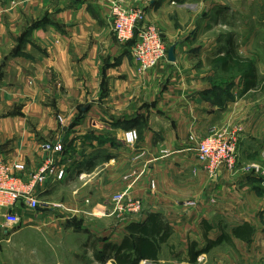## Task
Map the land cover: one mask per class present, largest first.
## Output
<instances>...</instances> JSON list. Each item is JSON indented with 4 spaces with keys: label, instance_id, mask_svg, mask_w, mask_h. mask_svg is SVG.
<instances>
[{
    "label": "crops",
    "instance_id": "obj_1",
    "mask_svg": "<svg viewBox=\"0 0 264 264\" xmlns=\"http://www.w3.org/2000/svg\"><path fill=\"white\" fill-rule=\"evenodd\" d=\"M113 1L0 0V153L20 188L40 200L35 210L25 198L0 206V264H81L86 245L89 263L119 264L128 226L150 213L171 234L157 259L139 264H264V187L243 169L264 153L259 116L243 113L235 172L209 176L195 151L236 100H215L208 63L229 52L254 61L255 38H246L247 54L240 53L238 38L213 29L219 9L129 0L146 7L168 49L166 60L142 73L132 44L115 36ZM27 24L21 43L19 27ZM132 128L140 136L135 148L124 140ZM60 140L62 154L45 149ZM45 166V182L33 184ZM130 169L139 178L127 179ZM131 182V194L150 208L128 223L118 219L112 197ZM190 198L197 201L181 205ZM246 228L249 237L240 236ZM94 235L97 243H89Z\"/></svg>",
    "mask_w": 264,
    "mask_h": 264
},
{
    "label": "built area",
    "instance_id": "obj_2",
    "mask_svg": "<svg viewBox=\"0 0 264 264\" xmlns=\"http://www.w3.org/2000/svg\"><path fill=\"white\" fill-rule=\"evenodd\" d=\"M112 26L116 38L120 42L132 43V55L138 64L139 71L145 73L167 58V44L161 30L153 22L148 21L146 7L135 5L129 0L112 2L111 8ZM241 130L213 129L207 137L198 142L195 151L198 161L204 165L209 175L218 178L221 169L225 168L235 172L238 170V132ZM138 137L136 129H128L125 132V142L133 144ZM45 149L53 153H63L65 150L62 140L51 144H45ZM19 167V166H18ZM48 167H42L34 176L33 184L44 183L48 175ZM244 170L250 171L260 179L264 187V167L257 163L244 165ZM63 174L61 170L60 175ZM132 175H127L130 179ZM20 198H25L31 209L40 206V200L34 192L25 191L19 186V178L13 173L12 166L7 164L0 153V206H11ZM116 209L126 211H140L141 201L131 196L128 187L113 197ZM125 203L124 207L122 204ZM193 204V203H191ZM19 221V220H17ZM199 261L203 258L199 257Z\"/></svg>",
    "mask_w": 264,
    "mask_h": 264
},
{
    "label": "rangeland",
    "instance_id": "obj_3",
    "mask_svg": "<svg viewBox=\"0 0 264 264\" xmlns=\"http://www.w3.org/2000/svg\"><path fill=\"white\" fill-rule=\"evenodd\" d=\"M191 1L200 3V6L205 7L207 9L210 10L219 9L221 11L220 16L218 17L220 20L219 24L213 25L214 26L213 29H215L216 26L217 28L215 30L218 31L217 33L222 31L225 34L226 38L227 37L231 38L230 36H232V38H238L239 43L238 44L236 43L237 45L235 47L239 49L240 53L244 52V54H247L246 52H247L248 44L246 38H251V37L255 38L252 41V43H250V49L254 51V56H255L254 63L257 68V75L258 77H261L259 80V85L255 89L256 92L245 93L246 91L245 79L240 71L237 70L233 72L222 71L221 65L219 63H214V62L210 64L208 63L207 65L209 72L208 75L209 82L211 85H213L212 86L213 90H211V93L215 94V100L216 98L218 99L215 91V89L218 88L222 92V94L220 95L222 99L221 104L225 102L224 97H227L228 94H230L232 98L236 99L233 104L234 106L230 111V115L226 117L222 122L217 123L214 127H212L208 131V134L213 129H218L220 131L241 130L238 132V147H239V144L240 142H242L243 139V132L245 131L244 128L246 125V121L243 113L245 112L247 113V111L249 110H250V114H252L251 112H254L252 114L253 116L255 115L256 117L259 116L258 118H256V124L260 125V129H262L264 125V121H263L264 120V0H191ZM29 23H33V22H29ZM28 26L29 24H27L26 26L22 25L19 27L21 33L18 38L24 37V34L28 29ZM234 88L236 91L234 90ZM233 90L235 91L234 95L232 92ZM219 92L220 91L217 90V93ZM225 92H227L228 94H225ZM212 97L214 96L212 95ZM137 134L138 137L133 144L127 143V145L130 146L131 148H135L139 141L140 136L138 130H137ZM207 135L205 137H207ZM204 138H202L201 140H203ZM201 140H199V142ZM251 163H257L260 164L262 167H264V153L260 156V158L257 161ZM205 171L209 175L206 169ZM128 175H132V177L137 176V178H139L138 173L133 169L129 170ZM133 184L134 183L131 182L128 185V190L130 194ZM150 188L152 189L150 193H154L155 190H157L154 180L150 181ZM118 193L120 192H117L116 194ZM116 194H114L113 197ZM131 196L133 195L131 194ZM133 197L141 201L142 209L140 211H131L130 207H128L126 211L124 210L119 211L118 209H116L115 206L116 204L114 203V209L116 211L115 213H117L118 215L117 217L119 220L126 218V221L130 223L133 220L139 219L141 217V214L150 208V205L144 200V198L139 196L138 197L133 196ZM195 200L197 201V198H190L188 199V201L185 200L187 201L186 203L185 201L182 202L181 205L188 207V204L195 202ZM122 205L124 207L126 206L125 203H123ZM94 241L95 243H97L98 241L96 235L89 237V241H88L89 243L91 242L93 243ZM87 247L88 245L85 246V251H83L80 255L81 264H93L88 262V260L91 259L93 260V257L89 253V251H87L86 249ZM96 264H101V263L96 262ZM156 264H183V263L181 262V260H178L177 263L158 262Z\"/></svg>",
    "mask_w": 264,
    "mask_h": 264
},
{
    "label": "trees",
    "instance_id": "obj_4",
    "mask_svg": "<svg viewBox=\"0 0 264 264\" xmlns=\"http://www.w3.org/2000/svg\"><path fill=\"white\" fill-rule=\"evenodd\" d=\"M23 38H21V43ZM130 43L132 44L133 41ZM14 53H19V49L14 50ZM216 62L221 65L224 71L231 72L233 69L240 71L245 79L246 91L257 88L259 85L260 79L252 59L235 55V52H229L225 57L218 58ZM217 90L220 92L217 93ZM215 91L217 97H220L221 90L218 88ZM225 94L228 93L225 92ZM128 229L131 234L117 247V262L119 264H139L142 259H157L160 243L166 241L171 234V227L165 221L163 222L157 213H150L145 222H132ZM249 234L248 228L243 233L239 232V235L243 237H249Z\"/></svg>",
    "mask_w": 264,
    "mask_h": 264
},
{
    "label": "water",
    "instance_id": "obj_5",
    "mask_svg": "<svg viewBox=\"0 0 264 264\" xmlns=\"http://www.w3.org/2000/svg\"><path fill=\"white\" fill-rule=\"evenodd\" d=\"M173 53H174V47L170 48L169 50V56L173 59Z\"/></svg>",
    "mask_w": 264,
    "mask_h": 264
}]
</instances>
